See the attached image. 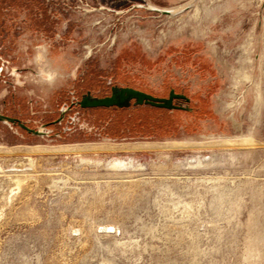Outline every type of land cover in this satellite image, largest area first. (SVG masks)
Instances as JSON below:
<instances>
[{
	"label": "rangeland",
	"instance_id": "rangeland-1",
	"mask_svg": "<svg viewBox=\"0 0 264 264\" xmlns=\"http://www.w3.org/2000/svg\"><path fill=\"white\" fill-rule=\"evenodd\" d=\"M40 1L54 26L14 35L0 86L31 124L107 81L213 88L205 113L177 128L147 107L129 110L134 128L117 137L88 120L54 138L0 125V264H264V0ZM172 141L187 145L124 149ZM84 144L106 147L55 150Z\"/></svg>",
	"mask_w": 264,
	"mask_h": 264
},
{
	"label": "flooded vegetation",
	"instance_id": "flooded-vegetation-1",
	"mask_svg": "<svg viewBox=\"0 0 264 264\" xmlns=\"http://www.w3.org/2000/svg\"><path fill=\"white\" fill-rule=\"evenodd\" d=\"M19 10L25 12L21 18L17 17ZM31 10L35 12L33 15ZM51 12V9L49 12L46 10V5L40 0H0V86L3 85L5 88H8L9 85L8 51L10 50V46L13 45L14 35L24 30L25 26L37 28L39 30L43 29L44 32L50 33L54 26V22L50 16ZM204 74L205 73L200 72L198 77L201 78ZM166 83L167 84L159 87V92L143 90L131 85H120L110 81L105 82L103 86L100 83V87H98L97 90L85 89L84 91H79L80 88H78L77 94L72 92L68 98H65L54 118H49L48 120L41 122L38 126L31 124L29 120L22 118L19 114L15 115L13 112L9 111L10 104L13 105V108H11L15 110H21V107L14 105V103H16L12 99L14 98V93H8L6 91L4 95H0V125L10 126L18 132H22L24 135H31L39 138H54L56 136H62L73 132L76 125L83 123L82 120H88L87 122L89 124L87 123L85 125L88 127L86 128L90 133L97 136L117 137L115 136L117 131L129 134L133 130V120L130 121L132 119L131 115L134 114L133 109L147 107L149 110H159L161 111L159 112V115L164 114L171 118L170 123H167L171 128H177L178 119L201 116L205 113V111L200 113V110L203 107L206 110V106L209 103L207 95L208 91L213 88L212 83L201 81L199 91L195 92L193 95L186 90L188 88L181 87V89H178L173 84H170L169 82ZM113 86L138 89L157 98H168L169 92L172 90L174 94L182 96V98H174L172 100V104L178 107L177 109H163L144 104L137 108L130 106L128 108L110 107L84 109L79 106L82 96L86 93H89L93 97L103 98L110 96L111 88ZM132 102L133 101H131V103ZM129 110L133 112L130 113L128 112ZM118 116L126 117L123 120L125 126L123 129H119ZM57 126H61V130H56ZM139 144L157 143L142 142L131 145ZM158 144L187 145L182 141L160 142Z\"/></svg>",
	"mask_w": 264,
	"mask_h": 264
},
{
	"label": "water",
	"instance_id": "water-1",
	"mask_svg": "<svg viewBox=\"0 0 264 264\" xmlns=\"http://www.w3.org/2000/svg\"><path fill=\"white\" fill-rule=\"evenodd\" d=\"M195 1L196 0H192V2ZM136 7L146 8L162 15H172L175 13L172 10L157 8L151 5H137ZM185 8L187 7H184L183 10ZM174 98H182V96L174 94V92L171 90L169 92L168 98H157L138 89L113 86L111 88L110 96H106L103 98L93 97L89 93H86L82 96V99L79 102V106L84 109L110 107L128 108L130 106L138 107L144 104L163 109H177L178 107L172 104V100ZM131 101L133 102L131 103ZM104 231L113 232L112 226H106Z\"/></svg>",
	"mask_w": 264,
	"mask_h": 264
},
{
	"label": "bare ground",
	"instance_id": "bare-ground-1",
	"mask_svg": "<svg viewBox=\"0 0 264 264\" xmlns=\"http://www.w3.org/2000/svg\"><path fill=\"white\" fill-rule=\"evenodd\" d=\"M169 10H172V9H169ZM173 11V10H172ZM221 142H224V143H228V144H237L236 141L234 140H222ZM223 143V144H224ZM241 143L240 145H244L245 143H248L247 140L243 139L241 140ZM227 144V145H228ZM155 145H160V144H139V145H129V146H125L124 149L126 150H148V149H152ZM239 145V144H237ZM163 148L164 147H178V146H183V145H162ZM103 147H106V146H103V145H82V146H63V147H59L55 150H58L60 152H74V153H80V152H85V151H92V152H98L102 149H105ZM111 147V146H110ZM109 147V148H110ZM158 147V146H157ZM53 148V147H52ZM123 149V150H124ZM15 150V149H14ZM31 151H40L41 148H34V149H30ZM13 151L12 148L10 149H7V152H11ZM28 167H31L32 166V160L29 159L28 160ZM199 163V162H197ZM116 166V164L113 165V167ZM12 171V170H11ZM14 172V170H13ZM24 182V179L23 178H20V177H16L15 178V183H16V187L19 188L20 185ZM110 226V225H108ZM106 227V226H105ZM105 227H103V230L105 229ZM113 229V232L116 233V227H112Z\"/></svg>",
	"mask_w": 264,
	"mask_h": 264
},
{
	"label": "crops",
	"instance_id": "crops-1",
	"mask_svg": "<svg viewBox=\"0 0 264 264\" xmlns=\"http://www.w3.org/2000/svg\"><path fill=\"white\" fill-rule=\"evenodd\" d=\"M186 56H187V55H186ZM201 62H202V61H201ZM201 62H199V63H198V67H200V65H201ZM145 65H146V64H145ZM206 65H207V64H206Z\"/></svg>",
	"mask_w": 264,
	"mask_h": 264
}]
</instances>
